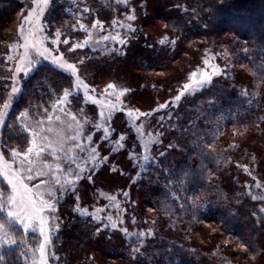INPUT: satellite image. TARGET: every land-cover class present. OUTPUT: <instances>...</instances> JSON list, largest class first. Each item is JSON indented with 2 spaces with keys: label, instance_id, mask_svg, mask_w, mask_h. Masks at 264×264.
I'll return each instance as SVG.
<instances>
[{
  "label": "trees",
  "instance_id": "obj_1",
  "mask_svg": "<svg viewBox=\"0 0 264 264\" xmlns=\"http://www.w3.org/2000/svg\"><path fill=\"white\" fill-rule=\"evenodd\" d=\"M30 2L0 0V97L3 99L13 82V73L9 70L15 69L13 59L8 60V56L18 41L22 17ZM130 2L131 6L125 7L116 0H57L51 11L57 18L53 30L61 31L62 40L68 39L70 43H81L88 38L77 21L84 23L91 33L95 30L101 38L103 32L91 28L94 21L99 20L106 28L111 20L119 22L123 20L121 15L134 13L137 19L126 20L124 25L131 24L136 31L120 33L124 44L116 42L107 50V43L106 49L98 43L99 46L88 45L77 52L99 79L123 82L130 100L149 94L153 105L140 109L131 101L130 107H124L121 100L107 98L105 87L95 90L98 105L82 98V111L90 116L88 112L95 110V124H100L101 129L106 126L112 129L110 141L97 139L101 131L92 130L99 156H105L107 162L98 157L94 170L81 174L90 176L88 180L94 182V187L81 183L83 187L94 188L91 193H95L94 197L90 199L87 195L89 202L85 204L89 206L88 216L75 210L81 208L77 203L86 195L79 193L80 188L76 187L74 196L50 181L44 195L50 190L53 192L45 200L55 202L58 225L54 234L51 230L49 262L93 264L86 251L91 246L106 261L126 264H144L139 260L143 255L148 256V264H256L257 258L264 255V206L259 199L252 198L258 196L252 186L253 178L249 177L251 173L247 172L257 166L248 165L242 154L237 159L234 153L240 152L239 148H227L223 134L228 126L244 125L252 131L258 130L260 150L264 151V93L246 82L244 71L246 68L264 77V0ZM84 8L89 11H83ZM44 22L45 19H38L37 25L42 26ZM155 23L159 24L160 33L151 35L147 28ZM165 37L175 44H159ZM205 58L209 60L208 66L203 64ZM39 60L42 61L20 81L22 91L13 101V113L19 103L27 109L28 103L36 105L39 98L47 103L58 100L73 82V77L56 67L51 58ZM213 66L220 74L213 76L210 86L173 103L193 71L199 78L203 72L211 74ZM61 85L65 87L61 89ZM161 94L165 96L163 100ZM77 100L78 97L76 100L69 97L68 109L73 110ZM162 104L169 107L161 109ZM113 105L117 106L116 110L112 109ZM129 110L135 111L136 116L130 118ZM26 111L28 122L36 121L33 119L36 116ZM101 112L108 117L107 124ZM31 125L10 116L0 127V140L7 136L10 144L15 142L8 150L26 148ZM83 127L87 135L91 134L92 126L85 123ZM120 135L126 139L119 141ZM111 143L116 145L109 148ZM248 154L249 158L254 155L252 151ZM71 155L77 156V153ZM145 156L149 157L148 162ZM261 162L260 169L264 171V160ZM60 167L70 170L65 159ZM60 174L68 176L67 171ZM7 192L0 176V193L4 199ZM107 194L116 197L119 209L114 205L100 206L102 196L107 199ZM98 206L102 212L97 213V208L93 211ZM92 214L100 219L94 220ZM5 216V212L0 213V222L6 221ZM108 216L116 222L115 229L110 226ZM204 223L216 228L222 237L218 247L193 240L192 231H201ZM8 228L17 245L4 247V260L0 264H31L29 248L37 238L30 231L24 232L19 224L13 223ZM123 228L128 229L127 235L122 232ZM149 230L152 236L136 235ZM21 239L24 244H20ZM137 247L139 253L134 252Z\"/></svg>",
  "mask_w": 264,
  "mask_h": 264
},
{
  "label": "rangeland",
  "instance_id": "obj_2",
  "mask_svg": "<svg viewBox=\"0 0 264 264\" xmlns=\"http://www.w3.org/2000/svg\"><path fill=\"white\" fill-rule=\"evenodd\" d=\"M81 2L82 1H80V4H81ZM56 3H57V0H48V4L46 6L41 4L40 7H42L43 10H42V12H40V15L38 17H35L36 24L35 25H33V24H24V29L25 30L31 29L34 32L36 31V29H43L42 32H37L36 33L37 36H39V37H47V39H45L44 42H43V47L50 48L52 50H55L56 48H59V50H60L59 53L56 52V51H53V55H59V54L63 53V54H65V58L69 59L70 62L77 64L78 75L81 77V79L83 80V82L85 84L89 85V87H88V95L90 97H92V98L96 97L95 91H92L93 89L98 91V90H101V89H103L105 87V93H106L107 98L110 99V100L111 99L117 100L116 96L119 95L120 92L125 91V89L127 88L126 85L123 84L126 88L122 85L123 82L119 81V84H117V83H114L110 79H106V80L99 79L98 76L95 74V72L93 73L91 71L92 70L90 68L91 65L86 61V59H84L82 56H80V54H78V52H79L78 49H76L73 52H67V49L73 44L72 42L71 43L69 42L68 45H64V44L53 45V44H51V40L55 38L54 37V33L56 32V30H53V26L55 25V21H57V18H55V16H53L51 14L52 13L51 11H52V8L55 6ZM78 4H79V2H78ZM40 7H38L35 3H33V0H31L30 4L28 6V9L25 11L22 19L24 20V18H26L29 15L30 12H33L34 9H35V11L39 12L40 11ZM75 11H77V10L75 9ZM129 14H131V12ZM129 14L121 15L123 20H120L119 23H117V25H113L112 24V21H114V19L111 20L110 24L108 25V27L104 28L105 31L100 30V31L103 32V36H105V35H119L120 36V33H122V31L126 30L124 22L126 21V16L129 15ZM38 19L39 20H42V19L44 20L45 19V22L41 24L42 26L37 25ZM21 24H22V22H21ZM147 31L151 35H158L160 33L159 24L155 23V25H153L151 27L149 26L147 28ZM23 35H28V32L25 31L23 33ZM99 35L100 34L96 33V31L94 30L92 32V36H91V40H90L89 45H92L93 47H95V46H97V45L99 46V44H101V45H103V46H101V48H103V49H106V47H107V50L112 49L113 48L112 44H115L116 41H113L111 39L108 40V41H102L101 38L98 37ZM29 39L31 40L32 37L29 36ZM61 40H62V38H61ZM97 41H100L99 44L97 43ZM23 43H24V40L22 39V33H21V28H20L18 41L11 48V53H12L11 56L13 57V61L15 63L14 64L15 68L18 66L19 55L23 52V48H20L19 45H21ZM106 43H107L108 46L109 45L110 46L109 47L106 46L105 45ZM31 56L35 59V61L39 60L40 58H42L40 56H37L35 54V52H32ZM80 60H83V63H79ZM41 61L42 60L36 61V63L33 65V67L35 68L39 64V62H41ZM244 71H245V75H246V82H250V84L255 85V87L260 89L261 94H263L264 93V77L262 75H260L259 73H252V72L248 71L246 68L244 69ZM13 78L16 81V85L21 89L20 81L22 80V78H24L23 72H21L18 76H14V74H13L12 80H13ZM72 79H73V82H74L75 81V77H73ZM120 79L125 82V80L123 78L120 77ZM101 81H103V82H101ZM109 83H112V84L116 85V88L115 89H107V85ZM126 84H128V83L126 82ZM12 85H13V82H12L11 86ZM39 85H42V83H40ZM128 85H130V83ZM63 87H65V86L61 85V89ZM70 90L72 92V96H70L71 98L76 100L77 97H78L77 103L79 104V107H78V104L75 103V107L72 108L73 110L68 109V105H64L63 106L64 111H59L58 108L52 106L54 101L52 103L51 102L47 103V102L41 101L40 98L38 97L39 101L35 102L36 105L33 104L34 105L33 106V105L28 103L27 104L28 108L26 109V107L24 106L23 103H19V106H18V104L16 105L18 110H16L13 113L12 112V110H13V101L16 98V96L20 93L19 92L14 97V99L12 101V106H11L10 109H8V112H7L6 120L10 116L11 117L14 116V118H16V119L19 118L20 119V114L22 112L26 111V110H29L30 112H32V114H34L36 116V118H33V119H36V121H33L31 123L28 122V119H24L22 121L28 123V125L29 124H33V125L30 126V129H31L30 133L33 130H38L39 128L43 127V129L45 131L42 133V135L47 136L48 140L51 142L52 146L45 149L44 153L42 154V159H38V158H36L34 156L30 157V159H33L35 161V163H34L35 171L39 172V173H42V175L36 176L33 180L26 181L28 183V185H29V188H31L33 190V194H35L38 198L40 197L41 193L43 194L42 197L44 196L43 199L48 198V194L44 195V193L48 191L47 189L50 186V181L52 183L54 182V180L52 179L51 176L56 174V175H59L61 177V179H64V178H67L68 180L76 179L75 175H69V171H67V175L68 176L61 175L60 173H55V172L50 171L49 169L45 168L44 167L45 164H51V165H53V168H55L56 165L60 166L61 162L63 161V159H65L70 171L75 172V168H76L77 164H79L82 167H85V171H86L88 169L93 170L96 162L98 161L99 153H98V157H97L96 161H92L89 158V151L88 150H90L91 145H89V142L84 138V135L86 136L87 134L84 131V127H83L85 123L89 127L92 126L90 128V130H91L90 132L93 135V131L92 130H94V131L96 130V129L93 128V124L96 122L95 110L93 112H92V110H91V112L90 111L88 112L90 114V116L86 115L82 111V104L81 103L84 102V100L82 98L85 99V89L83 87H81L79 89H76V88L73 87ZM127 90H128V88H127ZM10 92H11V87H10V90L8 91V93L5 95L4 99L8 98V95H9ZM38 93H40V92L38 91ZM128 93H129L128 91H125V94L123 96H120V99H119V100L122 101V104H123L124 107L125 106H129L130 107V102L131 101H132L134 106L136 105V106L140 107V109H145L144 107H151L153 105V103L150 101V95L149 94L143 95L141 97V99H139L138 96H137V98H133V97L131 98L130 97L131 98V100H130L128 98ZM137 94L138 93H136V95ZM166 96H167V94H166ZM164 97H165L164 94L160 95L161 100H163ZM85 100L87 101V99H85ZM119 100H117V101H119ZM88 101H91V100H88ZM135 101H138V102H135ZM91 103H92V101H91ZM2 104H3V102L0 104V107H2ZM98 104H99V102L97 103V105ZM94 105H96V103ZM103 107H105V104L103 105ZM19 109H23L24 111L23 110H19ZM68 112H70L72 115H75L77 117V119L75 121L72 120L71 116L65 114V113H68ZM49 116L52 117L51 121L48 120ZM57 116L60 117L59 121L56 120ZM37 121H43V124L42 125L38 124ZM69 125L71 127H69ZM2 126L3 125H0V127H2ZM19 126L21 127L20 124H19ZM49 128H51L52 131H47V129H49ZM81 128L83 129V135H77V133L80 131ZM8 129H9V127H8ZM147 132L151 133V131L148 130V129H147ZM145 134H146V132H145ZM73 136H76L77 139L76 140H72L71 137H73ZM6 137L4 136L0 140V151L6 153V156H5L6 160L11 161L12 157H11V153L8 150V148L13 146V144L15 142L10 144L9 141H11V140L6 139ZM223 138H224L223 144L227 148L233 149L236 146H237V149L239 148L240 152L236 151L234 153V155H236L238 157L237 159H239L241 154H242L248 160V165L252 166L251 164H253V165L257 166L256 167L257 169L256 168L249 169V171L247 173H251L250 176H249L250 178L255 177V179H252L251 181L253 183L252 186H255L253 188L254 189L256 188L257 196L258 197H264V171H262V169H260V163H262L261 161L264 160V151L260 150V147H261V145H260V142H261V140H260V132L258 130L257 131H252L249 128H247L246 126H244V125H242V127L228 126L227 128H225V132L223 134ZM31 139H32V137L29 138L26 148L28 146H30L29 142L31 141ZM77 142L79 144L83 145L85 147L86 151L80 152V149L76 147V143ZM45 143H47V142H45ZM61 145H63V149L64 150L63 151H57L55 157H50L49 153L52 152L53 148L59 149ZM114 145H116V144L111 143L109 145V148L111 146H114ZM105 147H107V146H105ZM26 148L24 147V148H20V149H17V150L24 151V150H26ZM69 149H71V151H69ZM249 151H252V153L254 154L252 156V158H249V154H248ZM73 152L77 153V156L71 155ZM66 155L67 156H75L76 157L75 161L74 162H70L68 159H66ZM60 156H61V158H60ZM253 157H254V159H253ZM121 158H122L121 161L125 162V158L124 157H121ZM130 159H132V158H130ZM18 164H19V161H17V165L16 166H18ZM258 165H259V167H258ZM2 166H3V164H2V162H0V167H2ZM245 176H247V174H245ZM1 178L3 179L2 176H1ZM256 178L259 181H261L260 182L261 184L259 183V185H260L259 188L256 187V183L258 184V182H259V181L256 180ZM81 180L76 182V187L80 188L79 193L86 194V195H82L80 197L81 198L80 201H82V202H80V203L78 202L77 205L81 206L82 209H88L89 206L85 205V204H87V202H89L87 200V195H88V197L90 199H92L94 197L92 195L95 194V193L91 194L93 192L94 188H86L85 186L83 187V185L81 183H85L88 186H93L94 182H93V179H91V180L85 179V181L84 180L81 181ZM4 182H5V184L7 185V188H8L7 196L11 195L12 194L11 186L8 185L6 180H4ZM97 184H98V179H97ZM68 193H70V192H68ZM64 194H65V192L59 196V198H60L59 200H61V198H63ZM7 196H6L5 200L7 199ZM106 196H108V194ZM118 200H121L120 195H119ZM259 200L262 203V205L264 206V198H260ZM106 201H107V199L104 196H102V200L99 202L100 206L105 207L106 204L107 205H114V204H118V202H119V201L116 200L114 203H113V201H109V202L106 203ZM5 208H6L5 209V213H6L5 217H6V220H7V208H8L7 204H5ZM96 208L98 209L99 206L98 207H94L93 211ZM44 216H45L46 219H48L51 216H55L56 217V213L49 214V213L45 212ZM51 225H52V231H53V234H54L56 232V229H57L58 219H52L51 220ZM7 228H8V225H7ZM22 229H23V227H22ZM8 230H9V228H8ZM28 231H30V234L32 236H35L37 238V241L34 242L33 245L29 248V251L32 252V254L30 256V263L33 264L34 258H38V255H39L38 253H35V257H34L33 250L38 248V246H39V242L38 241L40 240V242H41L43 238L40 236L38 227H37V229L35 231H33L31 228ZM9 235H11L10 231H9ZM191 236H192L193 240L196 241L197 243L202 244L204 242L205 243L207 242V243H210L211 245H214L216 247L219 246L220 240L223 241L222 237H219L218 231L216 230V228L210 226L209 224H205V223L202 224V230L201 231L198 232V231L193 230ZM86 251H87V253H89V260H91L93 262V264H126V262H122V261L121 262L106 261L102 257V255L101 254H97L94 251V249H92L91 246L88 247L86 249ZM47 259H48V264H51L49 262V260H50L49 259V253H48ZM139 260L141 262L144 261L143 262L144 264H148V261H150L148 256H145V255H143L142 258H139ZM256 264H264V255L262 257L257 258V263Z\"/></svg>",
  "mask_w": 264,
  "mask_h": 264
},
{
  "label": "snow or ice",
  "instance_id": "obj_3",
  "mask_svg": "<svg viewBox=\"0 0 264 264\" xmlns=\"http://www.w3.org/2000/svg\"><path fill=\"white\" fill-rule=\"evenodd\" d=\"M118 4L124 5L125 7H130L131 2L130 0H116ZM33 3H35L38 7H40L41 4L46 6L48 4V0H33ZM43 8L40 7V11L30 12L29 15L24 18L21 24V33H22V39L24 40V43L19 45L20 48H23V52L19 55V61L18 66L15 69H10L9 71L14 74V76H18L21 72H23L24 76H28L31 71L34 70L33 65L36 63L35 59L31 56L32 52H35L37 56L42 57L45 60H48L51 58V62L58 67L60 70L68 73L69 76L75 77V81L70 83L69 89L63 90V95L58 100L53 102V107L58 108L59 111H64L63 106L67 105L69 103V97L72 96L71 88L79 89L83 87L85 89V99L91 100L93 104L97 103V101L90 97L88 95V85L83 82L81 77L78 75V68L76 63H72L69 61V59L65 58V54L61 53L59 55H53V51H56L59 53V48H56L55 50H52L50 48L43 47V42L47 37H39L37 36V32H42L43 29H36V31H32L31 29L25 30L24 24H36L35 17H38L40 15V12H42ZM83 11L87 12L89 11L88 8H84ZM137 19L136 15L129 14L126 16L127 21H135ZM78 24V27L81 31L87 33L88 38L84 39L81 43H73L68 49L67 52H73L76 49H82L89 45L92 33L89 31V28L84 24L80 23L79 21L76 22ZM119 23L118 21H112L113 25H116ZM123 26V25H122ZM92 29L99 28L100 30H103L104 25L99 21L96 20L91 24ZM27 31L28 35H23V33ZM126 31L135 33L136 29L132 27L131 24H128L126 27ZM29 36L32 37V39H29ZM62 33L61 31L57 30L54 33V39L51 40V44L53 45H59L64 44L68 45L69 40L63 39L61 40ZM116 41L120 44H124L125 40L119 36V35H105L101 37L102 41H108V40ZM100 41H97L99 43ZM159 44L166 45V44H175L174 40H169L167 37L164 39H161L159 41ZM12 56H8V60H12ZM79 63H83V60H80ZM203 64L205 66L209 65V60L207 58L204 59ZM220 72L218 71V68L216 66L212 67L211 74H208L207 72L201 73L200 77L197 78L198 73L196 71H193L189 77L187 83H184L182 86V90L174 97L173 103H178L181 101L182 97H184L186 94H194L196 91L203 90L205 87L210 86L212 82L213 76L219 75ZM116 85L109 83L107 85V89H115ZM106 89V90H107ZM21 91V89L16 85V81L13 78V85L11 86V92L8 95L7 99H3V97H0V100H3L2 107H0V125H4L6 122V116L8 109L12 106V101L14 97ZM92 91H95L94 89ZM125 91H127L125 89ZM125 91H122L119 93V95L116 96V99L119 100L120 96H123L125 94ZM168 104H162L160 105L161 109L168 108ZM113 110L117 109L116 105L112 106ZM66 115L71 116L72 120H76L77 117L75 115H72L70 112L65 113ZM101 117L104 119V123H108V117H104L103 112H101ZM111 115V112L109 113ZM127 115L131 117L136 116V112L133 110H129L127 112ZM141 116H147L148 113H140ZM29 116L28 111H24L20 114V119L24 120L27 119ZM48 120L51 121L52 117H48ZM56 120H60V117L57 116ZM38 124H43V121H37ZM69 127H71L69 125ZM161 127H163V124H161ZM93 128L96 130L101 131L100 137H97V139H103L110 141L111 138L109 136V133L112 131L110 126L103 127L101 129L100 124H93ZM45 130L43 127L39 128L38 130H33L30 135L32 137L30 143V146L26 148L24 151L17 150L16 148L9 149L11 153V161H8L5 159L6 153L0 151V162H2L3 166L0 167V176L3 177L4 180L7 181L8 185L11 186L12 194L7 196V199H4L3 193H0V213L5 212V204L8 205L7 208V220L0 222V262L4 260L3 255V249L5 246L11 248L13 245H17V240L14 237V235H9V230L7 228V225H11L13 223L19 224L23 227L24 232H27L29 228H31L33 231H35L38 227L40 236L43 238L42 241L39 243L38 248L34 249V257L35 253H38V258H34L33 264H48V246L52 243L51 239V220L57 219L55 216H51L48 219L45 218L44 213H55L57 211L55 202H51L50 200H45L42 198V193L40 194V197L38 198L35 194H33V190L29 188V185L26 181L33 180L36 176L42 175V173L36 172L34 169V163L35 161L33 159H30V157H36L38 159H42V154L44 153L46 148L51 147V142L48 140V137L45 135H42V133ZM47 131H52L51 128L47 129ZM139 132V129H137ZM77 135H83V129L81 128L80 131L77 133ZM142 135V133H141ZM88 142L89 145H91L89 151V158L92 161H96L98 157V149L95 147V141L92 134H88L84 137ZM72 140H76L77 137L73 136L71 137ZM119 141H124L126 138L124 135H120L117 137ZM47 142V143H45ZM121 148H123L124 145H120ZM76 147L80 149L81 152L86 151L85 147L78 142L76 143ZM145 147H147L145 145ZM63 145L60 146L59 149L53 148L52 152L49 153L52 156H55L57 151H63ZM71 151V149H69ZM109 151H112V149H109ZM66 159H68L70 162H74L76 157L75 156H67ZM99 160L107 162V159L105 156H99ZM145 162L149 161V157H144ZM17 161H19L18 166ZM45 168L49 169L50 171H53L55 173H62L64 171H69V175H75L76 180L80 179H90L91 177H83L81 174L84 173L85 167L77 165V169L75 172L66 170L61 168L59 165H56L55 168H53V165L51 164H45ZM94 170V168H93ZM246 172L248 171L247 168L244 169ZM52 179L55 181L56 184L60 185L61 189L67 192H70L72 195L75 196L76 192V181L75 180H68L67 178L61 179L59 175H53ZM255 179V177H253ZM256 187H260L259 184L256 185ZM49 197L53 195V192L50 190L48 192ZM126 195V193H125ZM255 199H260L264 197H252ZM76 199H79L78 196H76ZM107 199L110 201L115 202L116 197L108 196ZM114 206L119 209L118 204H114ZM80 215L82 216H88L89 212L88 209H82L77 207L75 209ZM103 209H97V213L102 212ZM264 211V209H262ZM94 220H99L100 217L96 214H92ZM107 219L110 221V226L112 228H116L117 224L115 221L112 220L111 216H108ZM120 223H123V221H120ZM122 232L127 235L128 229L123 228ZM140 238L147 236H152L151 230H149L147 233L140 232L138 234ZM25 241L21 239L20 244H24ZM141 243H143V240L141 239ZM247 251V249H245ZM135 253L140 252V248L137 247L134 249ZM24 253H22L23 255Z\"/></svg>",
  "mask_w": 264,
  "mask_h": 264
}]
</instances>
